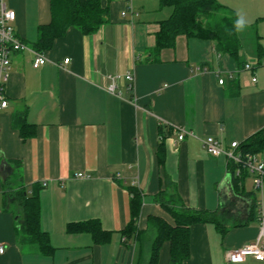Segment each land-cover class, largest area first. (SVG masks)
I'll list each match as a JSON object with an SVG mask.
<instances>
[{
    "label": "crops",
    "instance_id": "obj_1",
    "mask_svg": "<svg viewBox=\"0 0 264 264\" xmlns=\"http://www.w3.org/2000/svg\"><path fill=\"white\" fill-rule=\"evenodd\" d=\"M3 1L16 14L18 37L34 45L40 29L52 22L51 0ZM127 1L110 3V23L96 34L69 29L44 53L47 64L39 69L32 54L11 55L9 79L0 91L8 102L0 108V245L6 249L0 264L138 263L136 239L123 235L131 221L130 188L143 195L138 228L153 238L149 218L174 225L154 201L166 178L187 208L219 211L227 229L223 235L214 224L192 226L191 257L184 264H264L254 258L228 261L229 252L259 235L260 219L249 222L252 202L246 196L254 186L248 191L245 181V193L238 191L227 160L208 155L202 143L215 138L224 147L243 144L264 129V68L258 70L264 64L258 66L257 55L256 65L240 60L253 66L246 72L211 40L185 36L156 55V35L173 9L158 0H132L130 10ZM116 76L121 98L108 93L109 78ZM21 113L34 127L27 139L13 126ZM162 125L173 129L164 139ZM177 127L193 136L180 142ZM11 162L21 163L20 169ZM81 173L87 178H78ZM8 181L39 196L41 229L53 256L20 241L14 199L3 193ZM90 221L110 234L107 243L68 232L70 224ZM170 251L166 243L159 264H170Z\"/></svg>",
    "mask_w": 264,
    "mask_h": 264
},
{
    "label": "trees",
    "instance_id": "obj_2",
    "mask_svg": "<svg viewBox=\"0 0 264 264\" xmlns=\"http://www.w3.org/2000/svg\"><path fill=\"white\" fill-rule=\"evenodd\" d=\"M105 5L103 0H51L52 22L40 29L38 41L31 47L37 52L45 53L50 50L57 39L66 36L71 28L80 30L84 35H93L110 23V3ZM162 7L173 9L171 18L161 23V29L156 35L154 53L158 55L165 49H174L177 39L181 36L188 38L211 40L216 49L223 55L235 58L239 64L243 42L239 38L236 27L237 15L223 6L218 0H158ZM128 2V1H127ZM221 13H225L222 17ZM219 17V18H217ZM261 39V38H260ZM258 66L264 64V45L260 40L255 44ZM13 126L20 132L23 139L34 135V127L27 122L26 113L13 117ZM28 130L30 132L28 133ZM168 131V132H167ZM170 126H161V136L171 134ZM162 148V146H161ZM244 154L264 157V129L241 144ZM162 153V152H161ZM2 156L0 157V161ZM161 164L164 160L161 159ZM20 169L21 163L11 162ZM239 166L229 164V172L237 186L244 185L250 177L246 171L241 176L236 172ZM166 187L155 197L154 201L173 218L174 225L168 224L161 218H149V231L154 232L150 238L148 231H140L138 222L143 207V195L136 188H130L131 193V221L123 232L127 238H135L139 245V259L136 264H159L161 251L166 243L170 244V264H184L191 257V228L197 224H214L221 234L226 233L220 217V212L199 211L187 208L178 195L174 183L165 179ZM238 191L245 193L242 188ZM3 193L6 198L14 199L16 216L19 219L17 232L20 241L26 245L37 247L45 257L53 256L55 249L51 245L50 237L41 229V209L39 196L30 194L22 185H13L11 181L4 184ZM258 192L247 193L250 198L251 217L249 222L259 219ZM245 227V226H241ZM69 233H89L95 244L107 243L110 234L105 233L99 222L70 224Z\"/></svg>",
    "mask_w": 264,
    "mask_h": 264
},
{
    "label": "built area",
    "instance_id": "obj_3",
    "mask_svg": "<svg viewBox=\"0 0 264 264\" xmlns=\"http://www.w3.org/2000/svg\"><path fill=\"white\" fill-rule=\"evenodd\" d=\"M131 8L132 0H128ZM16 21V14L14 11L8 9L5 2L0 0V91L3 93L4 84L9 79L11 71V55L13 53H24L28 52L33 55V67L39 69L47 64V59L44 53L37 52L31 46L21 40L15 30L14 23ZM70 60H65L64 64L68 65ZM251 64H246L244 70L246 72L253 71ZM111 85L108 88V93L122 97V94L118 91L117 82L121 79V76L110 77ZM126 80L130 83L134 81L133 76L130 74L126 75ZM256 83L257 79H253ZM225 83L224 79H220V84ZM132 89V85L129 86ZM1 109L8 107V102L1 95L0 97ZM178 134V140L183 142L188 136H193L192 133L185 131L184 129L177 127L175 128ZM204 150L206 153L215 158H225L228 165L239 166L236 175L241 176L244 171L252 178L254 190L258 193H262L264 188V157L257 155L244 154L241 151V144L238 142L232 143L229 147H224L223 144L215 138H208L202 141ZM1 157V152H0ZM78 178L85 179L83 173L78 174ZM259 219H260V232L254 243L244 245L242 248L229 252L227 255L228 261L232 263H244L248 258H254L258 262L264 263V210L262 200L259 202ZM6 253V249L0 245V254Z\"/></svg>",
    "mask_w": 264,
    "mask_h": 264
},
{
    "label": "rangeland",
    "instance_id": "obj_4",
    "mask_svg": "<svg viewBox=\"0 0 264 264\" xmlns=\"http://www.w3.org/2000/svg\"><path fill=\"white\" fill-rule=\"evenodd\" d=\"M223 6L233 11L237 18H243L245 21L242 30H239V38L243 42V48L240 54V60L251 62L256 65L255 44L260 40L264 45V0H218ZM225 13H221L220 16ZM219 18V17H217ZM261 38V39H260ZM255 53V54H254ZM264 67L258 68L261 70ZM248 191L253 189V180L248 177L246 180ZM262 200L264 210V188L262 193L258 194Z\"/></svg>",
    "mask_w": 264,
    "mask_h": 264
},
{
    "label": "clouds",
    "instance_id": "obj_5",
    "mask_svg": "<svg viewBox=\"0 0 264 264\" xmlns=\"http://www.w3.org/2000/svg\"><path fill=\"white\" fill-rule=\"evenodd\" d=\"M244 24H245V21L243 20V18H240L237 20L236 22V27H237V30H242L243 27H244Z\"/></svg>",
    "mask_w": 264,
    "mask_h": 264
}]
</instances>
